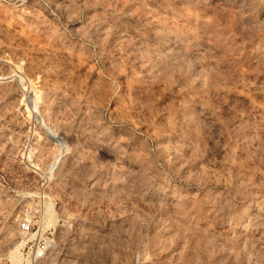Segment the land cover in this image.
<instances>
[{
    "label": "rangeland",
    "instance_id": "374dc122",
    "mask_svg": "<svg viewBox=\"0 0 264 264\" xmlns=\"http://www.w3.org/2000/svg\"><path fill=\"white\" fill-rule=\"evenodd\" d=\"M36 238L264 264V0H0V264Z\"/></svg>",
    "mask_w": 264,
    "mask_h": 264
},
{
    "label": "built area",
    "instance_id": "2783aa9c",
    "mask_svg": "<svg viewBox=\"0 0 264 264\" xmlns=\"http://www.w3.org/2000/svg\"><path fill=\"white\" fill-rule=\"evenodd\" d=\"M17 228L22 232H28L31 229V224L24 219L17 222ZM47 254V246L44 239L36 238L32 248L27 253L25 264H43Z\"/></svg>",
    "mask_w": 264,
    "mask_h": 264
}]
</instances>
